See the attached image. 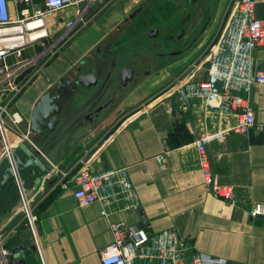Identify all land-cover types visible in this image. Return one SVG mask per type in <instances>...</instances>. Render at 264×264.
<instances>
[{
    "label": "crops",
    "instance_id": "1",
    "mask_svg": "<svg viewBox=\"0 0 264 264\" xmlns=\"http://www.w3.org/2000/svg\"><path fill=\"white\" fill-rule=\"evenodd\" d=\"M142 1L123 0L100 16H91L86 25L94 22L96 40L68 57L64 50L73 45L76 37L73 38L29 81L10 107L21 117L19 128L23 127L26 136L37 98ZM153 1L114 36L110 49L122 47L125 51L120 58L137 59L142 51L140 45L150 42L145 41L148 40L145 34L152 26L173 32L185 27L187 32L180 39L179 50L192 42L193 46L142 78L58 162L60 169L77 168V160L87 153V158L93 160V171L121 169L129 187L113 184L108 188L114 195L107 206L108 214L104 215L99 201L80 205L73 188L61 187L57 181L47 185L48 180L53 179L51 176H45L34 194H29L31 182L26 186L27 191L20 184L17 190L21 205L16 206V212L0 229V264H5L3 251L8 253L19 245L31 249L24 256L23 264H101L100 251L112 240L111 222H124L142 230L148 238L165 229H173L186 245L185 258L202 253L216 264H264V217L253 216L250 211L256 205H264L262 135L250 129L246 133H231L221 140H212L207 145L213 178L232 185L236 201L231 203L215 196L204 183L195 142L204 131L232 125L236 116L229 111L210 108L204 96L189 91H186L187 104L181 101L179 88L172 87V83L181 78L208 79L204 54L224 25L230 0H217L206 24L202 1L182 9L181 0L170 14L163 18L156 16V21L148 12ZM254 15L264 19V1H256ZM164 40L161 35L152 41L163 44ZM57 57L62 59L64 66L58 76L52 78L47 67ZM63 59L67 60V67ZM253 67L264 73V45L254 50ZM37 78H45L47 84L33 95L29 115L25 117L16 99ZM248 96L255 119L264 123V84L253 83ZM11 141L15 142L16 137L11 136ZM2 150L0 139V158ZM160 156L165 157L164 162ZM23 201L28 202L36 215L41 253L24 225ZM139 264H159V261L148 259Z\"/></svg>",
    "mask_w": 264,
    "mask_h": 264
},
{
    "label": "built area",
    "instance_id": "2",
    "mask_svg": "<svg viewBox=\"0 0 264 264\" xmlns=\"http://www.w3.org/2000/svg\"><path fill=\"white\" fill-rule=\"evenodd\" d=\"M94 1L0 0V136L3 156L11 157L13 148L26 137L19 128L21 117L10 109L12 102L29 81L43 71L47 62L91 20L92 17L86 14ZM256 1L230 0L224 25L204 54L208 79L192 81L181 78L172 83L176 89L183 87L185 93L189 91L204 96L210 108L229 111L236 116L232 125L204 131L195 142L204 183L215 196L231 203L236 201L235 188L213 178L207 145L212 140H221L231 133H246L250 129L259 132L264 139V123L255 119L248 96L253 83L264 84L263 71H256L253 67L254 50L264 45V19L254 15ZM69 8L72 10L70 16L60 15L55 21L58 14ZM54 27L58 29L54 31ZM180 99L184 100L182 95ZM10 136H15L16 141L12 142ZM159 159L165 161L164 156ZM77 164V168L65 170L55 165L48 176L61 187L73 188L74 197L80 205L99 201L101 213L107 215V206L114 195L108 188L113 184L125 189L129 187L123 170L93 171V160L87 158V153L79 157ZM22 207L24 225L41 253L36 215L28 202L23 201ZM250 211L253 216L264 215V205H256ZM110 232L111 242L100 251L101 264H139L148 259H156L159 264L212 262L202 253L185 258L183 250L186 245L173 229H165L148 238L142 230L124 222H111ZM2 254L7 253L3 251Z\"/></svg>",
    "mask_w": 264,
    "mask_h": 264
},
{
    "label": "water",
    "instance_id": "3",
    "mask_svg": "<svg viewBox=\"0 0 264 264\" xmlns=\"http://www.w3.org/2000/svg\"><path fill=\"white\" fill-rule=\"evenodd\" d=\"M150 1L144 0L135 7L112 32L37 98L30 113L27 136L13 148L11 157L0 158V229L16 212V206L21 205L18 185L21 184L27 191L26 186L31 182L29 194L36 193L45 176L58 165L68 150L102 120L142 78L193 46L192 42L185 49L179 50L180 39L187 32L185 27L174 32L168 29V33L167 28L160 30L158 26H152L145 34L148 39L145 41L150 42L140 45L142 51L137 59L120 58L121 52L125 51L122 47L110 49L114 36L138 16ZM199 1H202V12L205 13L203 17H207L206 24L217 0H183L182 9ZM161 35L165 37L163 44L152 41ZM179 92L188 104L185 89L180 87ZM16 177L19 178L18 181ZM54 181V178L48 180L47 185ZM30 250L23 245L10 249L4 257L5 264H23L24 256Z\"/></svg>",
    "mask_w": 264,
    "mask_h": 264
},
{
    "label": "rangeland",
    "instance_id": "4",
    "mask_svg": "<svg viewBox=\"0 0 264 264\" xmlns=\"http://www.w3.org/2000/svg\"><path fill=\"white\" fill-rule=\"evenodd\" d=\"M123 1V0H122ZM121 0H96L94 1L91 5L90 8L87 11L86 16H93V18H96L97 16H100L103 12H105L110 6L113 4H118L122 2ZM128 1V0H127ZM181 0H154L151 5L149 6V13L152 15L153 20L156 21L157 17L163 18L166 15L170 14L173 8L179 6ZM70 11L71 9H66L64 12L58 14L55 17V21L58 20L61 16H70ZM94 22L85 25V30L79 34V32L73 37L74 43L73 45L68 46L64 51L65 55L70 57L72 55L73 51H79L85 49L88 45H90L94 40L97 38V32H96V27L93 24ZM145 23L143 22L142 25ZM54 31L58 29V27L53 28ZM79 34V35H78ZM62 59H58V57L51 62L48 67L47 71L50 77L54 78L58 76V73L61 72L64 64L61 62ZM64 63L66 64L67 67V60L63 59ZM57 75V76H56ZM47 84V81L45 78H37L34 82L31 83L30 87L27 89L26 92L23 93L20 97L16 99L17 106L19 110L23 113L25 117L29 115V103L33 98V95L38 93L42 87H44V84ZM23 127L20 126V130H22ZM11 137V136H10ZM1 143L3 146L2 138L0 136ZM213 262V261H212ZM211 264V262H210ZM214 264V263H213Z\"/></svg>",
    "mask_w": 264,
    "mask_h": 264
}]
</instances>
